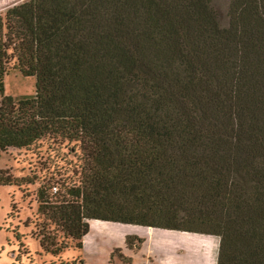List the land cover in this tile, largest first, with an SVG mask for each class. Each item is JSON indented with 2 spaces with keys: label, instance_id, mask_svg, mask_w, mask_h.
I'll return each mask as SVG.
<instances>
[{
  "label": "trees",
  "instance_id": "obj_1",
  "mask_svg": "<svg viewBox=\"0 0 264 264\" xmlns=\"http://www.w3.org/2000/svg\"><path fill=\"white\" fill-rule=\"evenodd\" d=\"M228 1L227 26L215 0H26L0 15L1 93L13 71L36 78L33 97L0 103V157L49 138L80 154L75 181L0 172L20 196L40 183L51 231L35 236L13 198L12 246L59 258L101 221L218 237V264H264V0Z\"/></svg>",
  "mask_w": 264,
  "mask_h": 264
},
{
  "label": "rangeland",
  "instance_id": "obj_2",
  "mask_svg": "<svg viewBox=\"0 0 264 264\" xmlns=\"http://www.w3.org/2000/svg\"><path fill=\"white\" fill-rule=\"evenodd\" d=\"M215 8L222 13V24L228 25V0H215ZM36 93V78H26L19 71H13L4 81V94L0 88V103L3 97L14 98L33 97ZM74 144L61 143L52 139L39 142L36 146L16 151L9 150L0 157V172L9 171L16 177H36V181H75L77 179L80 156H74L70 148ZM40 183L23 187L21 196L13 187H0V264H122L118 256L121 254L130 258L133 264H218L220 239L178 231L145 228L133 225H121L101 221H91V232L85 239V249L65 250L61 257L45 255L42 259L35 256L40 251V243L29 238L14 247L13 238L2 230L7 218L13 198L20 202L26 201L31 209L36 227L33 234L38 236L44 232V225L48 221L38 212L36 193ZM25 203V202H24ZM18 203V207H26ZM30 210L28 213H31ZM24 217V212H23ZM55 227L52 226L51 229ZM59 239L61 236H57ZM128 238L134 244H127ZM143 241L138 247V240ZM9 242L10 245L9 246ZM32 251L28 253L29 248ZM15 252L14 258L12 253ZM34 253V254H33ZM114 257V258H113Z\"/></svg>",
  "mask_w": 264,
  "mask_h": 264
},
{
  "label": "crops",
  "instance_id": "obj_3",
  "mask_svg": "<svg viewBox=\"0 0 264 264\" xmlns=\"http://www.w3.org/2000/svg\"><path fill=\"white\" fill-rule=\"evenodd\" d=\"M25 1L26 0H0V15L5 14L9 9H11L14 6L23 4ZM85 239H84V245H85Z\"/></svg>",
  "mask_w": 264,
  "mask_h": 264
}]
</instances>
